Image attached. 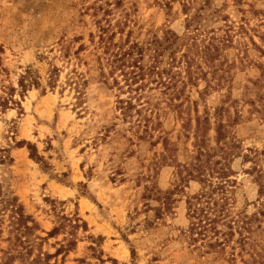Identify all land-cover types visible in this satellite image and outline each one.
<instances>
[{"label": "rangeland", "instance_id": "rangeland-1", "mask_svg": "<svg viewBox=\"0 0 264 264\" xmlns=\"http://www.w3.org/2000/svg\"><path fill=\"white\" fill-rule=\"evenodd\" d=\"M164 37L176 53L157 46ZM121 44L142 47L149 76L126 116L128 90L97 79L95 56ZM28 70L40 86L22 94ZM73 71L89 80L84 110ZM11 88L20 106H0V179L42 229L33 257L76 240L49 264H264V0H0V103ZM216 162L234 183L233 216L251 220L225 251L186 238L187 197L203 188L189 172Z\"/></svg>", "mask_w": 264, "mask_h": 264}, {"label": "trees", "instance_id": "trees-1", "mask_svg": "<svg viewBox=\"0 0 264 264\" xmlns=\"http://www.w3.org/2000/svg\"><path fill=\"white\" fill-rule=\"evenodd\" d=\"M199 15L195 18L188 21L190 29L194 28L198 30V20ZM189 29V30H190ZM105 31L103 30L101 40H104ZM187 38H184V42ZM215 40L214 37L209 39L210 45ZM174 45L178 44V39L172 40L171 38L164 37L157 41V46L159 48L163 46H171L172 51L176 53ZM166 43H169L166 45ZM185 43H181L180 46H183ZM85 47L81 46L76 54H80L82 51H85ZM212 48L218 49L213 44L208 46L205 50L207 56L211 60H215V55L212 54ZM219 51V50H217ZM143 49L140 45L134 44L131 46H123V44L116 46L114 52L104 53L105 56H97L100 64V73L97 79L113 88H117L121 93L128 90L129 99L125 101V116L129 111L135 108L134 101H140L138 93L147 86V78H149L147 71L142 66L141 61L143 57ZM174 56V54H173ZM69 64V62L67 63ZM91 69H89L90 71ZM109 70V72H107ZM61 69L53 67L49 75V85L51 88L55 89L58 85L60 79ZM33 73L31 70L27 71V74L22 77L19 81L20 88L22 89V94L25 93L28 88L39 87V81L37 78H33ZM112 78V79H111ZM121 78V80L119 79ZM111 81V83H110ZM89 82L86 79V74L79 73L78 71H73L72 75L69 76L66 85L73 88L75 93H77V107H80L82 110L85 109L83 99V87ZM144 92V90H143ZM142 92V93H143ZM16 90L11 88L9 90L8 99H4L3 103H0L1 107L7 109L6 106L10 104L20 106V103L17 102V99L13 96L15 95ZM141 94V93H140ZM22 96V95H21ZM20 96V97H21ZM143 97V95L141 94ZM22 147H27L30 151L31 158L38 162H44L43 157L38 153V149L35 145L25 142L20 144ZM199 162V161H198ZM197 162V163H198ZM197 168L194 167V170L198 173L189 172L191 178L198 179L202 184L203 188L199 193L194 196H188L186 200L187 204V217L191 223V229L189 234H187V240L192 243H199L200 241L204 242L205 247L208 248H221L222 251H225L227 244L231 241V238L238 233L239 235L243 234L246 229L245 223H250L247 217H244L248 222L243 223L240 218H242L243 213H237L234 217L232 211V205L230 204V197L228 194L230 190L231 183L228 173L219 166V162L212 163L208 167L203 164H196ZM166 204L165 207L170 209L168 201L171 200V197L168 196L165 198ZM175 202V200L172 199ZM8 215L10 226L12 227V234L14 238L8 241L11 242V248L7 251H2L4 254L2 264H17L21 262L22 264H49L51 259L59 257L62 252L72 251L74 247H77L76 240H69L67 245H61L57 250L55 255L39 254L36 257H33L35 249V241L44 242L45 239H42L38 233L42 231L38 222L25 211L24 206L20 203L17 197H12L8 191L3 186V183L0 179V239L3 238L4 230L2 224L5 222V217ZM76 222H81L80 219H76ZM76 227H79L76 226ZM60 229H64L60 227ZM60 229L55 228L53 231L48 233L47 238H55L60 235ZM100 241L103 239L100 238ZM191 243V244H192ZM95 250L94 248H92ZM133 257H136L137 253L135 250L132 251ZM235 255H232L228 259L229 262H235Z\"/></svg>", "mask_w": 264, "mask_h": 264}]
</instances>
